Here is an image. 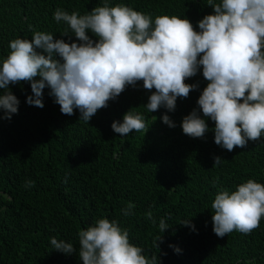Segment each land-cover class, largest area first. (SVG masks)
Returning <instances> with one entry per match:
<instances>
[{
    "label": "trees",
    "instance_id": "1",
    "mask_svg": "<svg viewBox=\"0 0 264 264\" xmlns=\"http://www.w3.org/2000/svg\"><path fill=\"white\" fill-rule=\"evenodd\" d=\"M104 3L0 0V61L8 56L10 41L31 39L33 31L71 42L62 36L65 30L72 35L69 26L53 18L57 8L84 15ZM107 3L151 14L153 21L158 15L187 18L196 30L197 22L213 12L207 0ZM88 35L95 39L91 32ZM186 83H198L199 89L186 99L178 98L175 111L167 113L175 127L162 122L163 107L148 112L151 93L142 81L110 100L89 124L79 120L78 110L71 116L62 114L47 87L44 107L39 108L26 103L32 95L30 83L9 85L20 103L10 120H0V264H83L78 232L101 218L117 221L127 229L129 242L148 258L157 255L159 264H264V217L249 234L233 231L221 238L213 232L211 208L220 190L235 191L249 179L264 184V134L233 151L215 144L210 119L204 138L185 135L182 119L197 108L207 81L201 71ZM9 89L0 90V95ZM129 109L145 117L146 133L133 131L123 137L112 130L113 121L122 122ZM215 156L222 159L218 166H213ZM29 180L34 186H25ZM129 202L135 207L124 215ZM149 211L155 224L146 216ZM161 219L168 226L163 233ZM186 220L190 223L182 224ZM159 236L158 249L154 241ZM53 237L71 243L76 252L56 251Z\"/></svg>",
    "mask_w": 264,
    "mask_h": 264
},
{
    "label": "clouds",
    "instance_id": "2",
    "mask_svg": "<svg viewBox=\"0 0 264 264\" xmlns=\"http://www.w3.org/2000/svg\"><path fill=\"white\" fill-rule=\"evenodd\" d=\"M207 5L213 12L197 22L199 30L187 18L158 15L153 21L151 14L123 4L110 7L107 0L84 15L57 8L53 18L69 26L72 35L65 30L62 36L71 42L41 31H33L31 39L10 41V52L0 61V90L28 82L32 95L26 103L43 108L47 87L62 114L71 116L78 110L79 120L89 124L110 100L142 81L151 93L145 105L148 112L163 107L162 122L175 127L167 113L175 111L178 98L186 99L199 89L198 83L186 81L202 71L207 84L197 108L182 119L183 133L204 138L209 131L206 119H210L216 145L228 151L244 148L264 134V0H207ZM19 103L10 89L0 95V120L18 113ZM111 128L123 137L148 130L145 117L131 109L123 114L122 122L113 121ZM221 162L215 156L213 166ZM34 183L29 180L25 186ZM134 207L129 202L124 215L132 214ZM211 208L213 232L218 237L233 231L249 234L264 217V184L249 179L235 191L220 190ZM146 216L156 223L151 211ZM167 228L161 219L160 231ZM78 237L83 264H159L157 255L148 258L141 247L130 243L127 229L115 220L98 219L81 229ZM158 242L162 236L154 241L159 249ZM51 245L64 254L76 252L71 243L54 237Z\"/></svg>",
    "mask_w": 264,
    "mask_h": 264
}]
</instances>
